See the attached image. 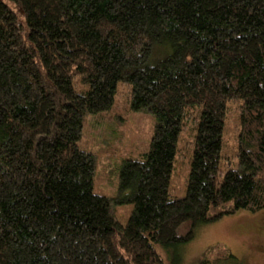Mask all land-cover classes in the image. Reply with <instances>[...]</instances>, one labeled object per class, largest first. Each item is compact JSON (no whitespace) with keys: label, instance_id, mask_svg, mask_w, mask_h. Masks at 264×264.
I'll return each mask as SVG.
<instances>
[{"label":"trees","instance_id":"trees-1","mask_svg":"<svg viewBox=\"0 0 264 264\" xmlns=\"http://www.w3.org/2000/svg\"><path fill=\"white\" fill-rule=\"evenodd\" d=\"M120 87L125 113L147 110L156 125L109 199L78 141L86 115L120 107ZM231 102L238 165L223 171ZM195 108L187 194L172 199ZM112 203L134 205L127 224ZM263 210L264 0H0V264H165L153 243L182 250L201 226ZM215 248L200 264L235 258Z\"/></svg>","mask_w":264,"mask_h":264},{"label":"rangeland","instance_id":"rangeland-1","mask_svg":"<svg viewBox=\"0 0 264 264\" xmlns=\"http://www.w3.org/2000/svg\"><path fill=\"white\" fill-rule=\"evenodd\" d=\"M74 85L84 92L88 87L82 78L77 77ZM125 88L120 87L117 96L118 106L111 114L101 112L88 114L84 119L83 133L78 145L95 157L93 187L94 193L114 199L120 188V173L127 159L141 161L150 150L156 125V118L147 110L125 113L128 102ZM182 126L177 144L170 180V197L183 198L187 194L191 162L197 137L200 110H191ZM189 112V113H190ZM240 108L238 103H229L223 138V171L236 168L238 161V136L240 132ZM113 215L127 224L134 211L133 204L112 203ZM158 254L171 264L177 255L182 264H200L211 249H229L235 258H220L212 264H264V210L252 214L240 211L234 216L225 217L214 224L199 227L195 239L181 250L167 248L153 243Z\"/></svg>","mask_w":264,"mask_h":264}]
</instances>
